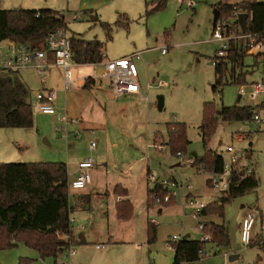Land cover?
<instances>
[{
    "label": "rangeland",
    "instance_id": "374dc122",
    "mask_svg": "<svg viewBox=\"0 0 264 264\" xmlns=\"http://www.w3.org/2000/svg\"><path fill=\"white\" fill-rule=\"evenodd\" d=\"M154 1L157 0H0L2 10L52 9L62 13L66 17L70 37L98 39L104 44L103 52L111 60L142 51L143 60L138 62L139 80L149 96V102L141 109L143 115L140 119H134L131 111L126 118L118 117L116 105L111 103L109 96H106V100H100L94 92H88L92 98L93 116L96 115L102 121L107 120L108 128H89L82 131L80 139H66L64 132H56L59 123L52 122L55 117L45 116L38 109L36 94L48 91V85L43 83L44 75L40 76L34 69L21 70L19 76L30 91L29 102L34 112L35 127L47 126L44 129L46 132L52 131L58 136L52 143L48 134L43 132L40 136L35 133L34 138L26 129L0 128V163H67L69 159L93 158L96 161L105 159L110 168V159L119 158L118 163L122 162L119 168L127 170L131 167L134 176L138 170L143 172L148 165L150 175L156 176L157 182L172 179L184 185L181 190L176 189L177 197L172 203L163 205L153 202V207L147 210L142 201L145 199L144 186L148 184L149 190H152L156 183L149 182L147 173H143V188L140 195H136L139 200H136L133 210L135 223L119 225L111 222L108 225L107 222H99V219L104 220L103 217H97L95 222L85 225L84 230L91 226L98 230L110 226L111 230L118 231L115 239L124 241L115 245V251L110 254L108 239L96 238L91 231L87 233L84 244L73 245V249L82 251L97 264H173L175 254L168 245L170 238L190 234L191 239L201 240L203 234L198 228L200 222L224 225L229 245L219 248L214 242L208 243L206 249L210 256L189 264H263L262 252L255 243L264 238L261 231L264 226V124L259 125L254 120L225 122L218 117L215 132L206 143L201 133L206 103H211L219 112L224 107L254 109L264 103V95L251 97V85L261 81L263 65L257 57L248 55L242 70L245 81H236L226 75L219 89L214 91V60L221 45L212 36L217 19L215 6L222 0H166L165 8L147 14L155 7L152 4ZM189 2H194L195 6L189 7ZM94 18L98 21H94ZM102 23L112 27V40L108 41ZM6 47L7 42H0V52ZM166 47L168 52L162 54V49ZM70 71L73 81L78 79L77 75L83 78L92 75V68L88 65L72 63ZM239 75L240 70L237 78ZM148 84L151 85L149 90ZM103 86L107 89L105 83ZM59 92L57 90V108L63 105V96ZM239 95L242 97L238 102ZM159 97L164 98L162 111L157 107ZM253 111L257 113L255 109ZM259 115L264 119V108ZM177 124L185 126L188 141L182 151V158L173 153L168 145V126ZM105 134L111 142L106 145L101 141L99 147L91 152V143L95 142L98 135ZM155 134L163 135L164 139H160L155 148L147 149V142L154 144ZM115 140L119 142L120 148L113 150L115 148L111 144ZM160 145L165 146L164 151L157 148ZM228 147L233 148V154L227 153ZM207 150L217 152L226 162H230L232 155L243 157V164L254 169L259 186L226 204L223 217L209 214L196 220L192 217L193 210L186 205L188 196L209 205L221 202V193L207 185L214 175L191 163L203 157ZM70 173L69 181H73L76 176H70ZM249 213L256 216L252 230L254 244L246 246L242 242L241 227ZM148 221H153L157 230L153 243H149L146 237ZM127 229L133 244L127 243L128 236L123 235ZM113 240L111 244H114ZM97 244H105L106 249H96ZM232 254L240 255V258L230 262ZM78 256L79 253L74 258ZM55 260L56 264L60 262L59 257L41 258L38 251L21 240L16 241L15 246L0 249V264H55Z\"/></svg>",
    "mask_w": 264,
    "mask_h": 264
},
{
    "label": "trees",
    "instance_id": "16d2710c",
    "mask_svg": "<svg viewBox=\"0 0 264 264\" xmlns=\"http://www.w3.org/2000/svg\"><path fill=\"white\" fill-rule=\"evenodd\" d=\"M153 10L147 14L160 11L166 6V0L154 1ZM148 6V5H147ZM217 19H229L237 11L249 15V29L261 31L264 26V5L258 0H244L236 5L231 0H222L216 4ZM98 21L97 18L93 19ZM67 26L62 13L52 9H0V42H15L29 44L35 49H43L49 33ZM107 31L108 41L113 39V29L109 24L102 23ZM128 26V24H127ZM73 62L79 65L94 64L102 61L104 44L98 39L86 40L80 36L71 37ZM244 54L235 43H231L228 60L215 66L216 85L219 89L226 75L233 80L245 81L242 74ZM241 75L237 78V72ZM88 80L85 87H90ZM30 91L15 72H0V128L30 129L34 126V112L29 102ZM260 112L262 107L254 108ZM251 107H224L220 112L211 103H206L203 109L201 133L204 143L212 136L217 127V118L225 122L252 121L254 110ZM169 143L173 153H182L188 141L184 125L168 126ZM195 167H203L211 174L222 173L224 158L217 152L207 150L205 155L194 161ZM248 166L243 164V158L234 171L233 183L228 191L221 193V202L209 205L202 216L209 214L223 217L224 207L231 200L244 196L256 190L259 180L255 171L247 174ZM211 186V180L207 181ZM70 188L69 173L65 163H0V249L15 246L16 241H24L35 249L41 258H58L65 245L74 244L72 226L70 224ZM153 194L164 195L166 192L155 186L149 190ZM171 202L164 204L169 205ZM151 202L149 207H151ZM153 205V204H152ZM118 217L128 220L133 213V206L128 201L117 205ZM156 226L148 225V242L153 243L156 236ZM204 233L210 235V243L219 248L228 247L229 239L224 225L205 223ZM64 236H71L66 240ZM258 244L262 252L261 262L264 264V238ZM206 246L201 240L186 239L173 244V264H189L201 261L199 250Z\"/></svg>",
    "mask_w": 264,
    "mask_h": 264
},
{
    "label": "built area",
    "instance_id": "2783aa9c",
    "mask_svg": "<svg viewBox=\"0 0 264 264\" xmlns=\"http://www.w3.org/2000/svg\"><path fill=\"white\" fill-rule=\"evenodd\" d=\"M244 0H232V4H240ZM259 3H261L258 0ZM264 5V2L262 3ZM189 7H194V2L188 3ZM241 14H247L242 11H235L231 18L222 19L216 21L215 29L213 32V40L220 43L221 49L218 50L217 55L214 60V66L219 65L221 62H229L228 55L231 43H235L238 48L246 54V56H255L258 58V62L263 65L262 79L260 82L253 83L252 88V98H257L261 95H264V26L261 31H250L249 29V20L248 15L246 28L243 30L242 26L239 23V16ZM65 17V16H64ZM78 18V16H77ZM65 24L66 17H65ZM70 36L67 33V26L59 28L58 30L49 33L48 37L45 40V46L43 49H35L29 44H17L15 42H10V47L12 49L11 54H6L2 50L0 52V72H15L18 73L21 70L34 69L41 76H43L51 67V64L48 62L47 54H51L54 58L53 66H56L63 70L65 87L70 89L73 83L71 67L73 63V53L71 48ZM168 52V47L162 49V54ZM142 60V53L136 52L129 56L110 60L108 59L106 53H102V61L94 64H89L92 68L91 79L95 81H104L107 82L113 96L120 97L123 95L138 94L140 92V83H139V70L136 65L137 61ZM101 69L98 72V69ZM150 88V85H148ZM244 90V87L242 88ZM242 90V91H243ZM38 101V109L42 114L45 115H54L56 114V93L52 91H41L36 94ZM258 107L264 108V103L258 105ZM255 122L259 125L264 124V119L261 118L259 112L254 114ZM64 123L78 124L79 120L70 119L66 115L62 117ZM97 148V143H91V151H94ZM159 150L164 151L165 146L160 145L157 147ZM227 153L233 154L234 150L231 147L227 148ZM178 157L182 158V153H178ZM241 158L237 155H232L230 162L224 160V168L222 173L213 174L214 178L211 180V187L222 193L229 190L231 184L233 183L234 171L237 164L240 162ZM192 164L194 162H191ZM95 165V160L93 158H88L83 162H80L78 165V174L73 181H69V188L73 191H79L87 188L92 183L91 170ZM254 169H251L249 166L246 170L247 174H251ZM148 180L151 183H156L157 186H160L166 194H153L151 199L153 202L160 204H167L177 197V190H181L184 185L179 183L176 180H163L160 183L157 182L158 179L154 175H148ZM189 188V186H188ZM186 205L188 208L193 210L192 217L196 220H199L202 216L203 211L209 206V204L200 201L190 196L186 199ZM255 215L249 213L241 227V238L242 242L246 246L254 244V238L252 236V230L255 224ZM71 226L74 224V221L70 219ZM198 228L202 231L201 242L203 244L210 243V235L204 233L205 223L200 222ZM261 231L264 235V226H262ZM66 240H70L71 236H64ZM183 241V236H173L170 238L168 245L169 248L173 250V244ZM73 245H65L63 247V252L60 254V262L57 264H70L69 261L76 255V250L73 249ZM98 249H104V245L97 246ZM199 255L202 260L210 256V252L207 251L206 246L199 250Z\"/></svg>",
    "mask_w": 264,
    "mask_h": 264
},
{
    "label": "crops",
    "instance_id": "0c3cea01",
    "mask_svg": "<svg viewBox=\"0 0 264 264\" xmlns=\"http://www.w3.org/2000/svg\"><path fill=\"white\" fill-rule=\"evenodd\" d=\"M6 42H7V47L3 51L6 54L8 53L11 54L12 49L9 45L10 42L9 41H6ZM140 52L142 53V60H143V52L142 51ZM133 53H136V52H131L129 54H126L123 57L129 56ZM107 57L109 59L108 55ZM47 59H48V62L51 64V67L44 74L45 80L43 81V83H45V86L48 85V88H46L48 91L54 90L56 92L55 105L58 99L57 90L60 91L59 94L63 96L62 97L63 105L62 106L58 105L59 109L56 106V114L54 115L43 114V115L55 117L53 118L54 121L52 122L59 123L58 124L59 126H57L55 130L56 132L60 134L64 132L63 136H65L66 139H69V138L80 139L82 131H87L89 128L98 129V128H101L100 126H103L104 130L108 128L107 120L102 121L99 118H97L96 115L93 116L92 114V111H93L92 98H90L91 95L88 93L90 91L94 92L96 95V98H99L100 100H106V96H109V100L111 101V103L116 105L115 110L117 111L116 113L118 117L121 116L123 118H126L127 114L130 111L134 119H140L141 116L143 115V110L141 109L144 108L143 105L145 103L149 102V96H148V93H146V91L143 90L140 80H139L140 92L138 94L123 95V96L116 97V98L113 96L107 82L92 80L91 79L92 75L89 77H84V78L77 75L78 79L76 81H73L74 84H72L71 88L68 90L65 87V79H64L63 70L56 66H53L54 58L51 54H47ZM116 59H120V58H116ZM142 60L136 62L137 67H138V62H141ZM76 65H79V64H76ZM87 65L90 66L89 64ZM79 66H82V65H79ZM27 70H33V69H27ZM138 70H139V67H138ZM19 73L20 72L17 73V76L25 84V82L19 76L21 73L20 74ZM88 80H91L92 83L90 87L87 88L85 87V84ZM104 83L106 84L107 89L109 90L104 88L103 86ZM148 85H147V90L151 88V85H150V88H148ZM72 87H74L73 90H72ZM64 115H66L70 119L79 120V123L78 124H72L70 122L64 123L62 121V117ZM46 127L47 126L41 127L39 125H36L35 127L34 125L32 128L26 129V130L30 131L34 138L36 137L35 133H37V136H40V134H42L41 132L48 134L49 139L53 143V141L56 140V137L58 136V134H55L52 131L46 132L44 130ZM34 128H36L37 131ZM41 130H44V131H41ZM53 136L55 138H53ZM154 137H155L154 144L152 145L147 142L146 144L147 149L152 148V147L155 148V145L158 143V141L160 139L161 140L164 139L163 135L161 134H155ZM101 141H104L106 145L111 142L107 134H105L104 136H100V137L98 135L95 138V142L97 143V148L101 144ZM111 146L115 148L113 150L120 148V144L116 140L113 141ZM91 152H94V151H91ZM84 160H87V158H84V159L81 158V160H72V159L67 160V163L65 164L67 165L68 173L71 172L70 176L72 175V176L77 177L78 165L80 162H83ZM104 160L105 159H103L102 161L95 160V165L91 170L92 183L87 188L83 190H79V191L71 190L70 192V196H71L70 197L71 198L70 199V208H71L70 219L74 221V224L72 225V236H73L74 245L84 244L86 242L87 233H91L92 231L96 235L95 236L96 238L108 239L110 243L109 253L111 254L116 249L115 245L124 243V241L115 239V236L118 231L115 229L111 230L110 226L108 228H104L101 230L94 229V226L93 227L91 226V228H88V227L86 228L87 230L86 232V230H84L85 229L84 226L85 225L88 226V224L95 222L97 217H103L104 220L99 219V222L101 221L100 223H104V224L105 222H107L108 225L111 222H114L117 224L119 223V225H124V224L128 225V224H131L132 222L135 223L133 213L129 217L128 220H121L118 217L117 205L121 202L128 201L129 203L132 204L133 210H134V206L136 202L139 200L138 198L136 199V195L137 193L138 194L141 193V190L143 188L141 184V179H142L141 176L143 175V173L144 174L147 173V176H148L151 172V169L147 165L146 169L143 170V172L141 170H138L136 172L137 175L134 176V174L132 173L131 167H129V169L127 170L119 168L120 164H122V162H120V164L118 163L119 158L110 159L112 160L110 161V164H111L110 168L108 167V163L105 162ZM74 167L76 169L71 170V168H74ZM138 176H139V179L137 178ZM146 178L144 179L146 180ZM140 184L141 186H139ZM144 195H145V199H143L142 201L144 202V205L147 206V210H149L150 208L153 207L152 205L153 201L151 197H149L148 184L144 186ZM150 202L152 203L151 207H149ZM149 223L151 222L148 221L147 224L149 225ZM124 234L125 236H128L127 243L130 242V244H133L131 243L132 240L129 237L130 232H128V229H127V232L123 233V235ZM187 235H190V234H186L184 236H187ZM146 237L148 239V228L146 231ZM189 239H191V235ZM112 240L114 241V244H111ZM101 245H104L105 246L104 249H106L105 244H101ZM97 246H100V244L96 245V249H98ZM98 250H101V249H98ZM78 253H79L78 258H74L75 256H77ZM232 255H236V254H232ZM75 256L69 261L70 264H97L96 261H92L89 257L85 256L82 253V251L80 252L78 251ZM238 256L240 258V255ZM55 264H56V260H55Z\"/></svg>",
    "mask_w": 264,
    "mask_h": 264
},
{
    "label": "water",
    "instance_id": "95a60500",
    "mask_svg": "<svg viewBox=\"0 0 264 264\" xmlns=\"http://www.w3.org/2000/svg\"><path fill=\"white\" fill-rule=\"evenodd\" d=\"M247 19H248V14H241L239 16V23L242 26L243 30H245V28H246ZM241 97L242 96L239 95L238 100H237L238 102L241 100ZM157 107H158L159 111H162L164 109V98L163 97H159L158 98ZM189 238H190V235H187V236L183 237V240H186V239H189ZM238 259H239L238 255H231L229 257V261L230 262H234V261H236Z\"/></svg>",
    "mask_w": 264,
    "mask_h": 264
}]
</instances>
